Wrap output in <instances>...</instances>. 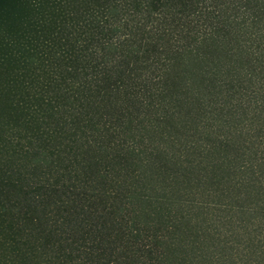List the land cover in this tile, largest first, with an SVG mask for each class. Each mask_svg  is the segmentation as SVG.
<instances>
[{"label": "trees", "instance_id": "16d2710c", "mask_svg": "<svg viewBox=\"0 0 264 264\" xmlns=\"http://www.w3.org/2000/svg\"><path fill=\"white\" fill-rule=\"evenodd\" d=\"M0 264H264V0H0Z\"/></svg>", "mask_w": 264, "mask_h": 264}]
</instances>
